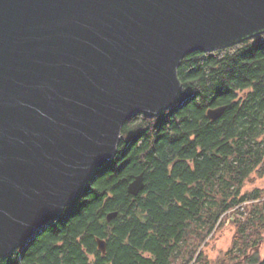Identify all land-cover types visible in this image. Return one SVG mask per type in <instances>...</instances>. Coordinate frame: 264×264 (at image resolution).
Segmentation results:
<instances>
[{
	"label": "water",
	"instance_id": "1",
	"mask_svg": "<svg viewBox=\"0 0 264 264\" xmlns=\"http://www.w3.org/2000/svg\"><path fill=\"white\" fill-rule=\"evenodd\" d=\"M262 34L264 0H0V259L84 193L128 121L178 106L185 57Z\"/></svg>",
	"mask_w": 264,
	"mask_h": 264
},
{
	"label": "trees",
	"instance_id": "2",
	"mask_svg": "<svg viewBox=\"0 0 264 264\" xmlns=\"http://www.w3.org/2000/svg\"><path fill=\"white\" fill-rule=\"evenodd\" d=\"M178 74V106L128 121L115 159L0 264H264V191L244 190L264 178V34L192 53ZM139 175L144 190L130 195ZM228 221L231 245L211 260L205 247Z\"/></svg>",
	"mask_w": 264,
	"mask_h": 264
},
{
	"label": "rangeland",
	"instance_id": "3",
	"mask_svg": "<svg viewBox=\"0 0 264 264\" xmlns=\"http://www.w3.org/2000/svg\"><path fill=\"white\" fill-rule=\"evenodd\" d=\"M255 189H261L264 191V178L260 179L257 176H253L248 180L245 186V191H253ZM234 229L230 225L229 221L226 222L223 229L218 230L212 238L208 241L205 247V253L211 260L216 259L222 253L226 252L232 241ZM261 258H264V242L257 248Z\"/></svg>",
	"mask_w": 264,
	"mask_h": 264
}]
</instances>
